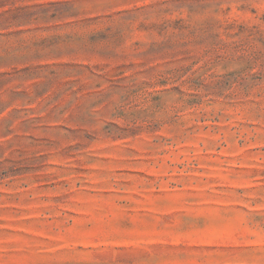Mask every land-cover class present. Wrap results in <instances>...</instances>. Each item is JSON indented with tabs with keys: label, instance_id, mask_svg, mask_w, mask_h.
I'll return each mask as SVG.
<instances>
[{
	"label": "rangeland",
	"instance_id": "obj_1",
	"mask_svg": "<svg viewBox=\"0 0 264 264\" xmlns=\"http://www.w3.org/2000/svg\"><path fill=\"white\" fill-rule=\"evenodd\" d=\"M0 264H264V0H0Z\"/></svg>",
	"mask_w": 264,
	"mask_h": 264
}]
</instances>
